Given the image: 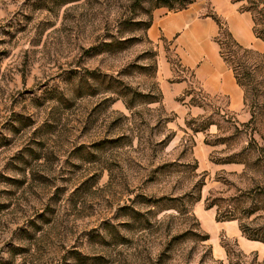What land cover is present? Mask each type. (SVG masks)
<instances>
[{
  "label": "rangeland",
  "instance_id": "374dc122",
  "mask_svg": "<svg viewBox=\"0 0 264 264\" xmlns=\"http://www.w3.org/2000/svg\"><path fill=\"white\" fill-rule=\"evenodd\" d=\"M194 2L212 13L209 0H0V264H264L224 232L219 259L195 214L213 202L264 239V53L221 35L244 105L206 94L147 35L157 12ZM168 63L171 85L188 81L170 101Z\"/></svg>",
  "mask_w": 264,
  "mask_h": 264
},
{
  "label": "crops",
  "instance_id": "0c3cea01",
  "mask_svg": "<svg viewBox=\"0 0 264 264\" xmlns=\"http://www.w3.org/2000/svg\"><path fill=\"white\" fill-rule=\"evenodd\" d=\"M212 12L224 20L235 39L243 46L264 53V41L254 33L253 16L249 11L241 10L243 2L233 0H209ZM205 2H194L186 8L176 11L157 12L147 29L148 37L154 41L171 42L183 67L192 70L199 87L208 95L225 96L227 105L234 111H240L244 105V91L239 85L233 69L220 54L219 44L215 38L219 35L218 22L208 13ZM171 65L163 64L161 83L165 99L172 100L188 86L186 79L175 81ZM179 112L189 108L181 104L173 106ZM214 208H204L196 212L201 226L206 227L210 239H214L213 249L221 259L227 254L226 249L217 242V233L224 232L227 237L237 239L245 252L264 254V242L245 237L238 220H217ZM216 236V237H215ZM214 243V242H213Z\"/></svg>",
  "mask_w": 264,
  "mask_h": 264
},
{
  "label": "trees",
  "instance_id": "16d2710c",
  "mask_svg": "<svg viewBox=\"0 0 264 264\" xmlns=\"http://www.w3.org/2000/svg\"><path fill=\"white\" fill-rule=\"evenodd\" d=\"M235 2H243L241 5V10L243 11H249L251 12L252 16H253V21H254V26H253V30L254 33L257 37L261 38L264 41V0H233ZM186 8V6H183L180 9ZM208 15L212 16L219 24L220 26V32L219 35L215 38V40L217 41V43L219 44V48H220V54L223 57V59L225 60V62L229 65V67L231 69H233L236 79L238 81V76H237V71L235 66L233 65L231 59H230V49L228 52H225L223 50L222 47V38L221 35L224 37V41L227 42L229 48H233L235 49V51H246V52H250L253 51V48L251 47H246L241 45L233 36V34L230 32L229 28L227 27L226 23L224 22L223 19H221L218 15H216L215 13H208ZM152 20L148 23V27L151 25ZM239 83V82H238ZM197 200L201 199V195L199 194L196 198ZM215 204L213 202H207L206 203V208H212ZM216 218L217 220H231V219H237L235 216L233 215H228L227 213H221L220 209L217 208L216 210ZM240 228L242 230L243 235H245L247 238L249 239H253V240H260L262 242H264L263 238H260V236L257 235H253L251 234L248 229L240 224ZM204 240H209L210 239V235L208 233H206L204 235ZM227 254L229 252V250L227 249ZM219 264H222V262H220Z\"/></svg>",
  "mask_w": 264,
  "mask_h": 264
}]
</instances>
